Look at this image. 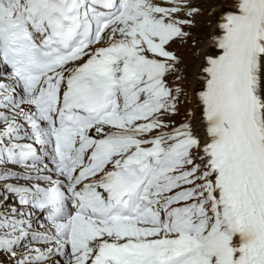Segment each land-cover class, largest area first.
I'll return each instance as SVG.
<instances>
[{
    "label": "snow or ice",
    "instance_id": "6c2138e0",
    "mask_svg": "<svg viewBox=\"0 0 264 264\" xmlns=\"http://www.w3.org/2000/svg\"><path fill=\"white\" fill-rule=\"evenodd\" d=\"M0 264H264V0H0Z\"/></svg>",
    "mask_w": 264,
    "mask_h": 264
}]
</instances>
